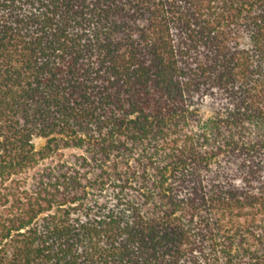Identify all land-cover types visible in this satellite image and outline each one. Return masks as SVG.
<instances>
[{
    "label": "trees",
    "instance_id": "trees-1",
    "mask_svg": "<svg viewBox=\"0 0 264 264\" xmlns=\"http://www.w3.org/2000/svg\"><path fill=\"white\" fill-rule=\"evenodd\" d=\"M0 264H264V0H0Z\"/></svg>",
    "mask_w": 264,
    "mask_h": 264
},
{
    "label": "rangeland",
    "instance_id": "rangeland-1",
    "mask_svg": "<svg viewBox=\"0 0 264 264\" xmlns=\"http://www.w3.org/2000/svg\"><path fill=\"white\" fill-rule=\"evenodd\" d=\"M209 114V112L207 110L203 111V117H207ZM46 140L44 138L41 137H34L32 139V144L34 146V149L36 151H39L44 145H45Z\"/></svg>",
    "mask_w": 264,
    "mask_h": 264
}]
</instances>
